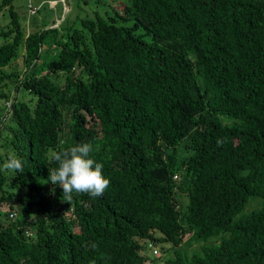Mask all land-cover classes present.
Segmentation results:
<instances>
[{"label":"trees","instance_id":"trees-1","mask_svg":"<svg viewBox=\"0 0 264 264\" xmlns=\"http://www.w3.org/2000/svg\"><path fill=\"white\" fill-rule=\"evenodd\" d=\"M3 5L0 164L24 173L0 170V264H144L147 242L174 249L162 264H264V0H129L132 25L67 35ZM80 143L110 184L69 204L49 168Z\"/></svg>","mask_w":264,"mask_h":264},{"label":"rangeland","instance_id":"rangeland-1","mask_svg":"<svg viewBox=\"0 0 264 264\" xmlns=\"http://www.w3.org/2000/svg\"><path fill=\"white\" fill-rule=\"evenodd\" d=\"M2 0H0L1 4ZM69 5L64 3V0H11L13 9L19 16V21L25 33L32 32L35 29H45L50 27L58 26L60 34L67 35L68 32L72 31L73 28L81 26V19L90 18L94 19L97 15L104 18L113 19L115 23L120 25H132L133 20L131 18H122L123 8L129 4V0H68ZM32 4L37 7L35 13L30 14L27 9V5ZM10 20V13L8 11V5L0 7V29H6L7 24ZM136 33H143L142 28L135 30ZM149 39L148 36L144 37ZM22 50H19L17 60L12 66L6 67V71L17 69L22 71L24 65L22 62ZM2 93L4 94L2 95ZM15 95L14 83L8 82L5 86H0V115L3 114L4 108L8 107L13 101ZM17 96V94H16ZM8 103V105H7ZM1 141V138H0ZM185 199L182 202L185 203ZM259 201L253 200L247 207V211L256 208ZM4 211V209H2ZM17 217L16 212L11 220ZM215 243V240L211 241ZM149 242H147L148 244ZM146 244V245H147ZM202 241L191 237L187 234L184 237L183 243L178 246L181 253L190 255L193 251H199ZM168 244L157 243L153 244V247H148L142 251L143 254L147 255L148 258L144 264H162L165 258L173 256L174 249L166 250ZM156 249L157 254L154 255L152 251Z\"/></svg>","mask_w":264,"mask_h":264},{"label":"clouds","instance_id":"clouds-1","mask_svg":"<svg viewBox=\"0 0 264 264\" xmlns=\"http://www.w3.org/2000/svg\"><path fill=\"white\" fill-rule=\"evenodd\" d=\"M91 151V143H80L52 153L56 167L49 168L48 181L62 189V201L70 204L74 194L95 198L107 190L110 181L103 175V165L90 157ZM0 170L24 173V165L20 158L9 155Z\"/></svg>","mask_w":264,"mask_h":264},{"label":"built area","instance_id":"built-area-1","mask_svg":"<svg viewBox=\"0 0 264 264\" xmlns=\"http://www.w3.org/2000/svg\"><path fill=\"white\" fill-rule=\"evenodd\" d=\"M27 9H28V12H29L30 14H33V13L36 12L37 7L33 6L32 4H28V5H27ZM7 105H8V103H7ZM8 106H9V105H8ZM174 178H176V176H174ZM10 215H12V214H10ZM147 246L152 248V247H153V244H152L151 242H149V243L147 244ZM152 253H153L154 255H156L158 252H157L156 249H154V250L152 251Z\"/></svg>","mask_w":264,"mask_h":264},{"label":"water","instance_id":"water-1","mask_svg":"<svg viewBox=\"0 0 264 264\" xmlns=\"http://www.w3.org/2000/svg\"><path fill=\"white\" fill-rule=\"evenodd\" d=\"M64 3H65L67 6L69 5L68 0H64Z\"/></svg>","mask_w":264,"mask_h":264}]
</instances>
